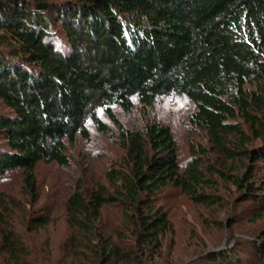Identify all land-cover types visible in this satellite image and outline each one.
I'll use <instances>...</instances> for the list:
<instances>
[{
    "label": "trees",
    "instance_id": "trees-1",
    "mask_svg": "<svg viewBox=\"0 0 264 264\" xmlns=\"http://www.w3.org/2000/svg\"><path fill=\"white\" fill-rule=\"evenodd\" d=\"M161 99L186 100L189 131L207 144L183 158L169 124L118 117ZM0 102V264H159L175 236L171 190L264 213V0H0ZM88 124L116 129L120 155L103 180L65 194V240L39 242L51 218L30 213L37 167H68ZM15 172L27 194L6 193ZM207 221L230 244L203 243L187 264H264V229L245 237L234 215Z\"/></svg>",
    "mask_w": 264,
    "mask_h": 264
},
{
    "label": "rangeland",
    "instance_id": "rangeland-1",
    "mask_svg": "<svg viewBox=\"0 0 264 264\" xmlns=\"http://www.w3.org/2000/svg\"><path fill=\"white\" fill-rule=\"evenodd\" d=\"M189 108L188 102L184 99L171 101L161 99L157 101L153 109L145 110L141 106H137L130 114H125L119 110L117 112L123 125L128 128L141 127L149 119H159L169 124L183 149L184 154H182V157L184 158V155L189 153L193 143L195 145L207 144L204 132L200 130L196 132L189 131ZM0 111H5L2 102H0ZM101 120L114 128L106 118H101ZM87 126L91 139L86 140L79 137L75 146H68V153L71 158V164L68 167H60L56 164L44 162H41L37 167V194L39 199L34 208V200L28 199V204L31 203L29 205L31 208L30 213L32 215L41 214L43 208L45 212L49 211L51 218L49 226L36 234L40 239L39 242L65 240L66 225L63 222L61 212L65 194H69L74 189L75 184L80 181L84 182L85 185H91L97 180H103L110 161L120 155L119 146L116 143V135L118 134L116 129H114L115 133L101 134L94 125L88 124ZM12 174L13 176L9 177L3 184L6 193L27 194L19 175L16 172ZM224 192L228 196L235 193L234 188L229 186ZM170 193L163 205L170 211L171 218H173L175 236L173 241L167 238L161 259L158 261L159 264L163 262V259L165 262L173 260L175 264H187L191 257L201 250L203 243H206V246H209L208 249L212 250L223 249L227 244L229 245L231 240L229 237L227 238V232L223 233L212 222H205L206 220L212 221L214 218L227 220L228 217L234 215L233 232L245 237L256 236L264 229V213L253 221L254 213H248L244 205H238L239 207L234 211L226 210V208L222 211L213 208L205 209L194 204L187 196L176 190H171ZM119 214L117 210L111 209L107 218L114 220ZM220 240L222 244L215 245ZM214 242L216 243L213 244ZM58 262L60 261L58 260ZM67 264H71V262Z\"/></svg>",
    "mask_w": 264,
    "mask_h": 264
},
{
    "label": "water",
    "instance_id": "water-1",
    "mask_svg": "<svg viewBox=\"0 0 264 264\" xmlns=\"http://www.w3.org/2000/svg\"><path fill=\"white\" fill-rule=\"evenodd\" d=\"M222 248H220L219 250H221Z\"/></svg>",
    "mask_w": 264,
    "mask_h": 264
}]
</instances>
